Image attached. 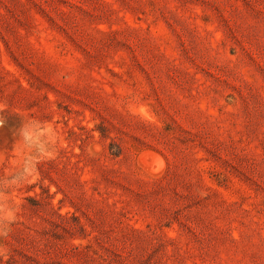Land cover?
I'll list each match as a JSON object with an SVG mask.
<instances>
[{
    "label": "rangeland",
    "instance_id": "374dc122",
    "mask_svg": "<svg viewBox=\"0 0 264 264\" xmlns=\"http://www.w3.org/2000/svg\"><path fill=\"white\" fill-rule=\"evenodd\" d=\"M0 106V264H264V0H0Z\"/></svg>",
    "mask_w": 264,
    "mask_h": 264
},
{
    "label": "clouds",
    "instance_id": "9594fccd",
    "mask_svg": "<svg viewBox=\"0 0 264 264\" xmlns=\"http://www.w3.org/2000/svg\"><path fill=\"white\" fill-rule=\"evenodd\" d=\"M4 111L0 106V113ZM22 116V115H21ZM22 123L16 129L18 137L15 144L19 147V161L10 173L0 176V238H6L11 226L18 221L19 203L11 198V193L20 187L35 182L38 178V166L43 161L57 157V135L54 127L36 118L22 116ZM5 118L0 116V127ZM0 254L7 251L0 249Z\"/></svg>",
    "mask_w": 264,
    "mask_h": 264
}]
</instances>
